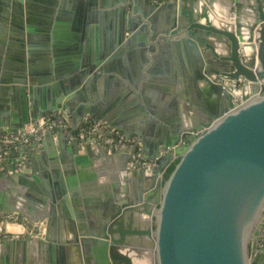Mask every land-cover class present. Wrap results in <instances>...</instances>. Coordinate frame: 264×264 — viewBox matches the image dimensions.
Returning <instances> with one entry per match:
<instances>
[{
	"label": "water",
	"instance_id": "1",
	"mask_svg": "<svg viewBox=\"0 0 264 264\" xmlns=\"http://www.w3.org/2000/svg\"><path fill=\"white\" fill-rule=\"evenodd\" d=\"M10 1V23L0 21V37L10 34L9 43L0 39V129L16 133L61 109L78 116L75 127L92 115L126 132L120 119L97 108L93 91L119 72L122 52L138 48L145 68L162 41L194 59L197 80L215 100L205 117L190 114L180 98V119L158 134L152 153L143 143V156L155 162L149 175L128 167L129 154L90 139L68 142L61 130L23 147L29 168L0 170V212L22 219L27 231L14 237L0 226L4 249H29L38 264L56 244L67 264H264V0H116L114 27L99 54L63 75L36 53L30 23L23 25L24 0ZM90 154L121 159L118 174L129 185H101L97 196L106 200L86 214L80 207L92 194L69 177Z\"/></svg>",
	"mask_w": 264,
	"mask_h": 264
},
{
	"label": "crops",
	"instance_id": "2",
	"mask_svg": "<svg viewBox=\"0 0 264 264\" xmlns=\"http://www.w3.org/2000/svg\"><path fill=\"white\" fill-rule=\"evenodd\" d=\"M164 1H159V4ZM0 2L5 3L0 21L9 24L13 4L10 0ZM23 4V25L27 30L30 23V37L35 44L36 53L41 52L43 58L57 64L62 75L82 68L85 57L99 54L100 46L105 44L114 27L113 11L117 8L116 0H31L29 9L26 0ZM97 11L109 14L101 15ZM47 27L49 32L45 31ZM0 39L9 43L10 34L6 32ZM47 41L48 44L45 45ZM6 53L7 51L5 55ZM10 56L15 57V53L11 52ZM147 57L150 62L142 68L138 48L132 47L122 52L115 63L119 72L108 80L101 81L93 95L96 105H100L97 108L106 112L105 115L112 121L120 119L126 132L121 131L127 137L140 138L147 144L146 151L150 154L158 134L180 119L184 104L180 98H185L188 101L185 105L192 107L190 114L206 117L211 115L215 96L205 82L197 80L194 59L175 45L162 41L161 45H157L156 51L149 53ZM123 83L128 84L134 93L128 94ZM1 110H4V104L0 101V113ZM69 118L72 124L79 121L78 116ZM81 153L84 154V151ZM120 163L121 159L107 162L105 158L95 159L90 154L88 161L77 166V173L69 177L71 186H78L80 189L85 186L89 194H92L88 206L82 205L80 210L87 214L88 210L96 209L94 206L100 203L97 201L106 200L105 194L97 196L102 192L100 187L104 183L117 184L122 188L129 185L118 174ZM100 171L106 172L104 177L100 176ZM78 202L80 204L82 200ZM70 205L75 212L71 197ZM26 231L27 225L22 219H19V224L15 227L3 229L4 233L14 237L21 236ZM56 245L54 250L48 248L44 263L52 264V252L55 253L57 249V264H67L66 252L59 251L63 245ZM36 259L29 249L21 251L20 247L15 246L7 250L0 243V264H38Z\"/></svg>",
	"mask_w": 264,
	"mask_h": 264
},
{
	"label": "built area",
	"instance_id": "3",
	"mask_svg": "<svg viewBox=\"0 0 264 264\" xmlns=\"http://www.w3.org/2000/svg\"><path fill=\"white\" fill-rule=\"evenodd\" d=\"M63 131L68 142L86 141L106 148L109 152L127 153L130 156L128 167L138 173L151 174L155 166L153 160L143 156V142L138 137H127L122 131L108 127L92 115H85L75 127L63 110L47 113L38 121L31 122L16 133L0 129V170L6 173L22 172L29 168L30 157L23 154V147L38 142L47 131ZM15 215L0 212V226L18 225ZM30 227L29 233L33 234ZM43 236L44 233H37ZM264 238L262 237V244Z\"/></svg>",
	"mask_w": 264,
	"mask_h": 264
},
{
	"label": "trees",
	"instance_id": "4",
	"mask_svg": "<svg viewBox=\"0 0 264 264\" xmlns=\"http://www.w3.org/2000/svg\"><path fill=\"white\" fill-rule=\"evenodd\" d=\"M175 165H176V164H173V165L168 169V171L166 172V175H165V180H167V179L169 178L170 174L172 173V171H173L174 168H175Z\"/></svg>",
	"mask_w": 264,
	"mask_h": 264
},
{
	"label": "bare ground",
	"instance_id": "5",
	"mask_svg": "<svg viewBox=\"0 0 264 264\" xmlns=\"http://www.w3.org/2000/svg\"><path fill=\"white\" fill-rule=\"evenodd\" d=\"M15 226H16V225H15ZM15 226L10 225L9 227H12V228H13V227H15ZM9 227H8V228H9ZM17 229H18V228H17Z\"/></svg>",
	"mask_w": 264,
	"mask_h": 264
}]
</instances>
